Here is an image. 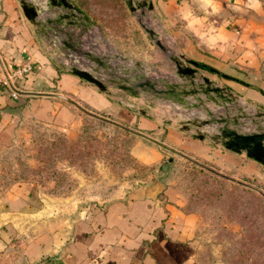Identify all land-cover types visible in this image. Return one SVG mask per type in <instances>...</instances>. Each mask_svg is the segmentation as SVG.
Returning a JSON list of instances; mask_svg holds the SVG:
<instances>
[{
    "label": "crops",
    "instance_id": "obj_1",
    "mask_svg": "<svg viewBox=\"0 0 264 264\" xmlns=\"http://www.w3.org/2000/svg\"><path fill=\"white\" fill-rule=\"evenodd\" d=\"M150 1L153 8H143L148 23L158 33L170 35L179 47L175 54L187 64L193 60L218 69L194 65L264 111V0ZM64 11L69 10L52 4L40 10L43 28L27 18L21 0H0V78L11 75L9 84L0 82V146L27 138V130L36 122L73 134L81 124L82 108H88L133 129L131 152L145 163L160 164L170 142L204 160H215L224 169L242 163L253 171L264 168L256 159L210 138L201 139L177 126L165 127L164 115L156 107L143 105L147 113H142L126 105L125 101L142 105L140 94L116 95L120 88L115 83L116 89L108 85L109 90L103 91L73 73L57 57L66 49L56 41L64 33L53 25L59 21L63 29L76 34L87 19L68 24L59 19ZM49 18L54 19L53 25L47 23ZM25 62H31L33 70L13 75ZM164 130L167 137L160 140L155 134ZM17 198L11 195L10 200ZM187 204L188 197L171 181L138 184L104 205L95 202L85 210L79 208L71 224L58 232L59 239H49L42 246L33 264H206L197 239L200 217Z\"/></svg>",
    "mask_w": 264,
    "mask_h": 264
},
{
    "label": "rangeland",
    "instance_id": "obj_2",
    "mask_svg": "<svg viewBox=\"0 0 264 264\" xmlns=\"http://www.w3.org/2000/svg\"><path fill=\"white\" fill-rule=\"evenodd\" d=\"M130 8L127 1L123 17L110 24L94 15L90 20L86 18L85 26L74 31L76 34L83 33L77 38L83 41L80 48L109 57L115 67H119V64L134 67L136 62H140L137 58H140L145 66L144 71L151 78L164 75L169 80L177 79L176 64L169 55L174 54V50L179 47L171 40L170 35L159 33L167 46V51H164L140 24L141 11L137 9L134 14ZM142 19L149 22L146 15ZM148 24L151 26V23ZM56 41L58 42L57 39ZM64 47L66 50L57 54L62 64L69 69L73 64L87 68L116 89L113 82L107 79L110 74L104 72L105 70L94 71L95 63L87 56L82 52L72 51L65 45ZM116 54L121 57H115ZM122 57L127 58L125 60ZM120 89H117L119 92L116 95H128L126 93L129 91ZM139 100L142 105H147L148 108L151 106L154 110L157 108L163 113L165 127L177 126L185 129L188 118L203 114L202 107L189 109L145 91L140 93ZM241 100L240 98L236 105H242ZM87 109L82 108L81 124L73 134L67 133L63 128L36 122L27 130V138L23 137L16 144L0 146V264L37 262L34 258L41 255L42 246L49 239H59L58 232L71 224V216L79 208L85 210L95 202L104 205L132 187L150 183L155 179L171 181L179 186L181 181L192 176L194 170L192 171L189 158L195 160L199 157L198 154H192L168 142L166 148L164 147L166 155L160 164L145 163L130 150V145L135 140L133 137H136L133 129H125L111 117L97 115ZM216 109L220 111L222 108ZM256 110L258 108L249 104L245 109L248 116L242 120L255 115ZM89 113L92 115H88ZM245 126L252 129V124ZM205 129L210 127L206 126ZM185 130L195 135L194 128ZM81 133V140L76 141ZM155 135L160 140H165L167 132L164 130ZM171 157L175 161L161 171V166ZM207 162L217 164L215 160ZM204 165L210 166L208 163ZM213 168L219 170L217 167ZM220 168L224 169L221 166ZM225 170L229 172H220L231 180L228 185L240 182L264 195V168L253 171L252 167L242 163L238 167L230 166ZM187 172L189 173L185 175ZM181 185L188 199L189 196L200 195L196 194V188ZM228 190L230 195L237 192L231 187ZM11 195L18 198L10 200ZM249 201H252V204L246 203L249 211L256 210L257 206L252 198ZM201 204L200 209L195 211L200 217L197 239L201 258L206 264H231L228 257L236 256L229 253V250L233 241L241 236L244 225L230 216V210L223 205V200L211 205L207 202ZM230 232L234 235H229ZM253 261L259 262L252 256V264Z\"/></svg>",
    "mask_w": 264,
    "mask_h": 264
},
{
    "label": "water",
    "instance_id": "obj_3",
    "mask_svg": "<svg viewBox=\"0 0 264 264\" xmlns=\"http://www.w3.org/2000/svg\"><path fill=\"white\" fill-rule=\"evenodd\" d=\"M129 6L133 10L142 8V15L139 22L147 31L149 37L156 41V43L165 51L167 46L163 43L157 30L146 23L142 17L146 15L145 7L153 8V3L150 0H127ZM24 12L29 20L33 23L45 28V22L40 17V10L49 7L51 4L58 8H67L69 11L59 13V19L65 20L68 24L77 25L79 22L83 23L86 19L82 15L79 6L72 0H21ZM72 16L77 19H73ZM47 23L53 25L54 19H46ZM53 27L60 32L61 36H56V39L70 48L72 51L82 52L95 65L93 70L97 72H104L111 76L107 79L115 83L118 87L129 91L133 94H140L142 91L148 92L157 97L168 99L170 101L179 103L186 108H203L201 116L188 118L185 129L194 128L195 135L201 139L210 138L227 149L236 152H243L248 157L256 159L264 165V111L258 109L255 115L249 116L248 119L245 109L250 103L241 100L242 105H236L239 97L233 92L212 80L208 75L201 74L196 66L197 62L190 60L191 64H187L183 57L179 54H170L169 57L176 64V74L181 81L169 80L166 76L158 78H150L144 71L145 66L141 62H136V66L128 67L119 64V67L111 62L107 56L98 54L91 50H82L80 48L83 41L77 39L83 35L82 32L73 34L61 27L60 22ZM121 57V55H115ZM126 60L127 57H122ZM193 64V65H192ZM70 70L80 77L98 86L103 91H108L107 83L97 76L94 72L79 65H71ZM123 72V73H118ZM191 96L194 98L192 99ZM129 107H135L142 113H147V107L135 104L131 101H125ZM215 104V105H214ZM235 106V107H234ZM222 108L217 110L216 108ZM237 110L239 111L237 113ZM252 124V129L248 126ZM210 129H205V127Z\"/></svg>",
    "mask_w": 264,
    "mask_h": 264
},
{
    "label": "trees",
    "instance_id": "obj_4",
    "mask_svg": "<svg viewBox=\"0 0 264 264\" xmlns=\"http://www.w3.org/2000/svg\"><path fill=\"white\" fill-rule=\"evenodd\" d=\"M74 1L88 20L94 15L105 20V22L109 24L123 17L125 14V4H127V0ZM197 64L211 71L220 72L218 69L206 63L200 62ZM88 115L92 114L89 113ZM93 117L100 118L96 115H93ZM117 124L128 129L125 125L120 123ZM81 138L82 133L76 141L81 140ZM133 139L135 138L133 137ZM131 147L132 143L130 145V148ZM189 160L192 162V171L194 170L193 174L190 178L187 180L184 179L180 183L185 184V187L187 188H196V194L200 193V195L193 197L189 196L187 204L188 210L198 211L202 205L201 203L207 202V204L211 205L223 200V205L230 210V216L236 218L244 225V230L241 236L235 239L233 245L230 247L229 253L236 257H228V259H230L229 262H232L231 264H252L253 256L255 259L259 260V262L253 261L254 264H264V195L240 182H232V185H228V182L231 180L220 171L229 172V170L222 169L217 164H215V166L209 163L210 161L207 162L208 160H204L200 157L195 160L189 158ZM174 161L175 159L171 157L161 166V171H164L165 168ZM204 163H208L211 167L205 166ZM213 167H217L219 170H216ZM188 173L189 172L185 173V175ZM181 184H179V187L183 189V185ZM229 187L234 188L237 191L235 195H230V191L228 190ZM55 192L59 193L60 191ZM250 198H252L253 203L257 206L254 211H249L247 208L248 203L252 204V201H249ZM229 235L234 234L230 232Z\"/></svg>",
    "mask_w": 264,
    "mask_h": 264
},
{
    "label": "built area",
    "instance_id": "obj_5",
    "mask_svg": "<svg viewBox=\"0 0 264 264\" xmlns=\"http://www.w3.org/2000/svg\"><path fill=\"white\" fill-rule=\"evenodd\" d=\"M33 70V65L31 64V62H25L23 65L19 66L17 69H15L13 75L15 74H19V73H25V72H30ZM10 76L11 75H8V78L7 76H3L0 78V82H3V83H6V84H9V81H10Z\"/></svg>",
    "mask_w": 264,
    "mask_h": 264
}]
</instances>
